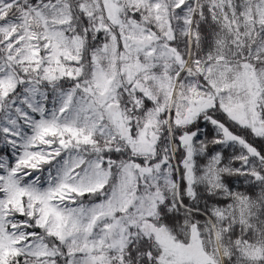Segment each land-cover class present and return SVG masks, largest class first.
I'll return each instance as SVG.
<instances>
[{"label":"snow or ice","instance_id":"6c2138e0","mask_svg":"<svg viewBox=\"0 0 264 264\" xmlns=\"http://www.w3.org/2000/svg\"><path fill=\"white\" fill-rule=\"evenodd\" d=\"M0 264H264V0H0Z\"/></svg>","mask_w":264,"mask_h":264}]
</instances>
